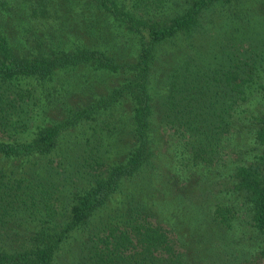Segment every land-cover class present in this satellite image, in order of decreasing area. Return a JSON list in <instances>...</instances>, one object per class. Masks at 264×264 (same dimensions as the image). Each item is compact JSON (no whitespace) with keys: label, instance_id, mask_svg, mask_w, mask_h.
Returning a JSON list of instances; mask_svg holds the SVG:
<instances>
[{"label":"trees","instance_id":"1","mask_svg":"<svg viewBox=\"0 0 264 264\" xmlns=\"http://www.w3.org/2000/svg\"><path fill=\"white\" fill-rule=\"evenodd\" d=\"M215 1L91 0L95 9H102L135 39L134 58L121 62L107 49L83 42L41 47V40L33 38L35 43L28 47L30 41L25 33L21 35L25 47L15 48L0 29V124L10 125L15 132L27 127V111L48 92L47 82L59 73L84 63L121 76L105 94L82 106L68 107L61 119L36 124L33 121L35 129L29 132V138L16 134L0 139V157L16 158L21 167L0 164V264H56L64 251L71 256L69 264H185L184 254L176 246L177 238L173 240L167 227L148 219L147 209L153 203L149 196L127 205L121 203L110 214L100 212L112 194L120 190L124 179L151 164L150 73L159 45L194 29L203 10ZM30 5L33 17H44L55 6L53 0H32ZM8 9L9 4L0 0V12ZM174 69L164 94V117L173 132H182V127L192 135L189 153L182 158L191 163L189 166H205L202 172L206 175L202 176L207 177L217 147L230 146L240 153L230 171L224 172L230 187L217 189L202 208L195 206L197 223L191 227L195 231L227 226L233 210L217 199L230 194L233 203L240 202L234 209H244L251 229L259 236L260 264H264V105L245 106L236 98L239 93L247 98L242 87L251 78L250 69H240L241 73L235 67H215L218 74L212 73V78L229 90L228 100L216 113L210 100L215 95L207 94L201 82L208 84L207 75L199 80L197 75ZM124 100L129 104L125 122L132 141L122 160L104 162L91 149L85 155L79 153L75 140L69 145L74 150L73 160L70 153L59 154V146L70 129ZM55 155L59 159L53 163ZM65 156L66 162L72 160L78 171V165L92 170L87 168L83 177L86 181L65 189L62 202L56 204L49 189L57 170L51 168L64 166ZM25 162L30 165L23 168ZM208 185L204 189L208 190ZM185 217L195 221L190 215ZM78 237L76 243H70Z\"/></svg>","mask_w":264,"mask_h":264},{"label":"rangeland","instance_id":"2","mask_svg":"<svg viewBox=\"0 0 264 264\" xmlns=\"http://www.w3.org/2000/svg\"><path fill=\"white\" fill-rule=\"evenodd\" d=\"M5 1L9 4V9L0 12V29L15 48L25 47L21 39V35L25 33L30 41L28 47L29 43H35L33 38L41 40V47L70 46L83 42L107 49L120 62L134 58L135 39L107 17L102 9H95L91 0H53L56 9L51 8L44 17L32 16V0ZM55 11L56 14H53ZM174 67L193 76L197 75L199 80L207 75L208 84L203 80L201 82L204 83L207 94L215 95L214 100L210 97L211 106L215 104V113L228 100L229 90L228 86L220 87L221 83L212 78L211 74L216 75V70L227 67L238 68L241 73L243 72L240 69H250L251 78L242 87L247 98L243 99V94L239 93L236 96L237 102L245 106L247 103L255 107L263 106L264 0H217L203 10L194 29L171 37L159 45L150 73V91L153 99L150 124L151 164L124 179L120 190L112 194L100 213L110 214L121 203L127 205L149 196L153 203L150 209H147L148 219L167 227L173 240L177 238L176 246L183 252L185 264H260L262 258L258 252L259 236L257 237L251 229L244 209H234V205L239 206L240 202L233 203L230 194L219 195L217 199L233 210V217L229 219L227 226L197 228L195 231L191 227L197 223L195 206L202 208L206 205L208 196L212 197L217 189L230 187V180L225 178L224 172L230 171L238 161L235 159L240 157V153L232 150L230 146L217 147L216 158L209 162L207 177L202 176L206 175L202 172L205 166H189L191 163L182 158L189 153V139L192 135L181 126L180 134L173 132L169 121L164 117V94L169 74ZM120 78L118 74L84 63L59 73L47 82L50 86L48 92L43 93L38 103H32L31 109L27 111V127H20L15 132L10 125L0 124V139H10L16 134L29 138V132L35 129L33 121L36 124L61 119L68 107L82 106L105 94L119 83ZM217 89L219 93L215 94ZM128 110V101L124 100L121 105L100 111L85 124L73 127L63 137L64 142L59 146V154L70 153L73 160L74 150H71L69 145L75 140L79 153L85 155V151L91 149L98 153L104 162L122 160L132 141L125 122ZM214 123L216 124L215 118ZM186 138L188 140L185 143ZM58 157L59 155H55L53 163H56ZM67 159L70 160L69 157ZM72 160L67 163L65 156L64 166L56 165L51 168V171L57 170L53 173L55 178L49 189L56 204L62 202L61 197L65 189L86 181L83 177L86 176L87 168H90L78 165L81 169L78 171ZM10 163L21 168L18 159L0 157L1 165L10 167ZM25 163L23 168L30 165ZM206 178L208 182L205 181ZM207 184L208 190L207 187L204 189ZM188 215L195 221L187 219L185 216ZM71 240V244L76 243L79 237ZM69 260L71 256L64 251L59 255L56 264H69Z\"/></svg>","mask_w":264,"mask_h":264}]
</instances>
